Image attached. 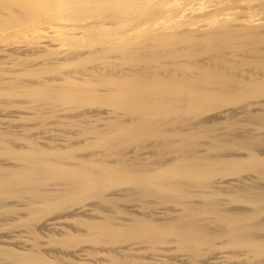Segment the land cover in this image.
<instances>
[{
    "label": "bare ground",
    "instance_id": "bare-ground-1",
    "mask_svg": "<svg viewBox=\"0 0 264 264\" xmlns=\"http://www.w3.org/2000/svg\"><path fill=\"white\" fill-rule=\"evenodd\" d=\"M0 264H264V0H0Z\"/></svg>",
    "mask_w": 264,
    "mask_h": 264
}]
</instances>
